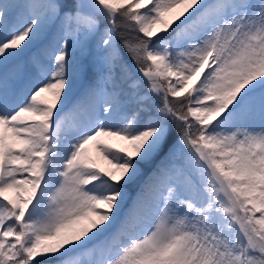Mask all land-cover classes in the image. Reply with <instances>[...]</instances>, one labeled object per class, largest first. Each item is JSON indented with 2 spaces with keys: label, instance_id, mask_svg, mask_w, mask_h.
Masks as SVG:
<instances>
[{
  "label": "snow or ice",
  "instance_id": "snow-or-ice-1",
  "mask_svg": "<svg viewBox=\"0 0 264 264\" xmlns=\"http://www.w3.org/2000/svg\"><path fill=\"white\" fill-rule=\"evenodd\" d=\"M0 264H264V0H0Z\"/></svg>",
  "mask_w": 264,
  "mask_h": 264
},
{
  "label": "rangeland",
  "instance_id": "rangeland-1",
  "mask_svg": "<svg viewBox=\"0 0 264 264\" xmlns=\"http://www.w3.org/2000/svg\"><path fill=\"white\" fill-rule=\"evenodd\" d=\"M108 142L112 143L114 146H117L118 143H119V142H116V141H108ZM90 149H91V150H90ZM88 153H89V155H90L93 159H95L98 163L103 164V162L99 159V155H98V153L96 152L94 146L89 147V149H88Z\"/></svg>",
  "mask_w": 264,
  "mask_h": 264
},
{
  "label": "bare ground",
  "instance_id": "bare-ground-1",
  "mask_svg": "<svg viewBox=\"0 0 264 264\" xmlns=\"http://www.w3.org/2000/svg\"><path fill=\"white\" fill-rule=\"evenodd\" d=\"M89 147H91V145H90ZM90 150H91V149H90Z\"/></svg>",
  "mask_w": 264,
  "mask_h": 264
}]
</instances>
